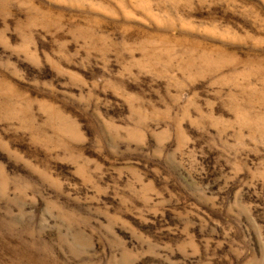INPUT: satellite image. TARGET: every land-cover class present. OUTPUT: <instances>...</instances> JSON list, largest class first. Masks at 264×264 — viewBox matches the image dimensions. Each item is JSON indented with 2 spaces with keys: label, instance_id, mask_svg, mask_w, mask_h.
Instances as JSON below:
<instances>
[{
  "label": "rangeland",
  "instance_id": "rangeland-1",
  "mask_svg": "<svg viewBox=\"0 0 264 264\" xmlns=\"http://www.w3.org/2000/svg\"><path fill=\"white\" fill-rule=\"evenodd\" d=\"M0 264H264V0H0Z\"/></svg>",
  "mask_w": 264,
  "mask_h": 264
}]
</instances>
